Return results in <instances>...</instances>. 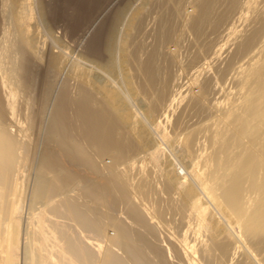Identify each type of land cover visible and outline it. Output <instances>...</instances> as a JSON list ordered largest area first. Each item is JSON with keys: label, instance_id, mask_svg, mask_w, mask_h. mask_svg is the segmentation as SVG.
<instances>
[{"label": "bare ground", "instance_id": "obj_1", "mask_svg": "<svg viewBox=\"0 0 264 264\" xmlns=\"http://www.w3.org/2000/svg\"><path fill=\"white\" fill-rule=\"evenodd\" d=\"M49 1L0 0V264H264V0Z\"/></svg>", "mask_w": 264, "mask_h": 264}, {"label": "rangeland", "instance_id": "obj_2", "mask_svg": "<svg viewBox=\"0 0 264 264\" xmlns=\"http://www.w3.org/2000/svg\"><path fill=\"white\" fill-rule=\"evenodd\" d=\"M49 4H50V6H51V8H52V11L53 12H55L56 10H60L61 8H63V7H65V6H67V0H50L49 2H48ZM88 6L86 5V6H82V7H80L79 9H78V15H77V20H79V19H81V20H84L85 22L87 21L86 19H87V17H88ZM94 12H92V14H93ZM91 14V15H92ZM110 15L108 16V19H107V21L108 20H110ZM76 20V21H77ZM72 20H70V22H69V24L71 23V24H73L72 22H71ZM106 21V20H105ZM104 21V24H102V25H107V24H109V22H105ZM105 23H107V24H105ZM77 24H75V26H76ZM69 28H70V31L69 32H71L72 31V25L71 26H68V28H67V30H69ZM62 31H61V29L59 30V29H56V31L54 32V33H56V34H53L54 35V37H56V41H55V43L57 44L56 46L58 47L59 46V48L60 49H55L54 50V52L52 53V52H46V58L44 59V62H43V67L42 68H40V71H36V73H35V89H34V98H33V102H31L29 105H28V107H30L31 109H33V110H36L37 109V106L39 105V99L41 98V96H43V86L45 85V83H46V80L50 77V74H51V71L49 72V74H47V71H46V65H51L52 63H53V60H58L57 59V56H60L59 55V51H61V50H66L71 44H72V39L70 38V33L68 32V35L66 36V35H61L60 33H61ZM59 33V34H58ZM58 34V35H57ZM60 36V37H59ZM68 37V38H67ZM66 38L68 39V41L66 40ZM60 40V41H59ZM71 43V44H70ZM172 45V46H171ZM170 45V48H171V50L172 51H174V50H176V48L177 47H175L174 48V46H177L176 44H171ZM64 47V48H63ZM66 47V48H65ZM183 49V48H182ZM224 55H226V53L224 54ZM223 55V56H224ZM59 61V60H58ZM62 63V59H61V62H60V64ZM54 64V63H53ZM54 66V65H53ZM55 67H56V65H55ZM55 67H54V71L53 72H56L57 71V69L55 70ZM52 68V67H51ZM121 72H119L118 73V75L117 74H115L114 76H111L112 77V81L113 82H115V85L114 86H118L117 88H119V90H121L124 94H128V92L130 91L129 89H128V87H127V85L125 84V82H124V76L123 75H121L120 74ZM122 76V77H121ZM120 77V78H119ZM187 77H189V76H185L184 78H186V79H183V82L185 83V82H189V78H187ZM122 83V84H121ZM124 84V85H123ZM125 85H126V87H125ZM124 89L126 90L125 92H124ZM128 91V92H127ZM22 94H23V92H22ZM129 94H130V92H129ZM128 94V95H129ZM132 97V98H131ZM131 97L129 96V98H131V102L133 103V105L135 106L136 105V107L138 106L139 108H140V111H142V110H144L143 109V107H142V105H141V103H140V101H141V99H139V98H134L133 96H132V92H131ZM23 98V97H22ZM137 107V108H138ZM144 114H145V112H144ZM34 115H35V112H34ZM35 117H36V115H35ZM35 119V118H34ZM25 120V119H24ZM24 123H25V125L27 126V129H30V127H31V122H29V120H27L26 119V121H24ZM169 131V128L167 129V132ZM163 141V140H162ZM166 146V145H165ZM169 146V147H168ZM167 147L169 148V149H167L168 150V155L173 159V163H174V165H176V167L177 168H180V170H189V168H188V166H187V164H186V162L183 160V157H182V155H181V153H176V151L175 150H173L174 148L172 147V146H170L169 144L167 145ZM171 150V151H170ZM172 154H171V153ZM171 155H170V154ZM174 153V154H173ZM176 153V154H175ZM178 173H180V171H178ZM186 174V171H183V174ZM187 177V176H186ZM201 188V187H200ZM200 188L199 187H197V190H198V192H199V196H203V193H202V191L200 190ZM144 190L146 191V192H148V198H147V200H148V202H151V201H153V200H155V196L154 195H152V193H150L149 191L151 190V187H149V185H147L145 188H144ZM251 190V189H250ZM248 191L249 193H248V196L249 197H251V198H253L254 197V200H252L253 201V203H256V201H257V193H256V191L255 190H253L252 189V191ZM254 192V193H253ZM257 194V195H256ZM256 197V198H255ZM203 200H204V202H205V197L203 196Z\"/></svg>", "mask_w": 264, "mask_h": 264}]
</instances>
